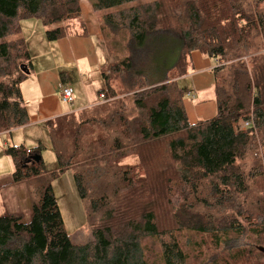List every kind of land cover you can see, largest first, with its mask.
Instances as JSON below:
<instances>
[{"label":"trees","instance_id":"obj_1","mask_svg":"<svg viewBox=\"0 0 264 264\" xmlns=\"http://www.w3.org/2000/svg\"><path fill=\"white\" fill-rule=\"evenodd\" d=\"M90 1L108 54L118 55L102 72L100 92L111 101L90 115L45 122L58 171L47 173L42 157L32 158L41 156L39 146L6 147L12 181L37 178L40 198L27 222L0 213V264H187L184 231L209 235L222 264H264V0H145L128 7L139 0ZM28 18L48 26L49 41L70 33L68 20L84 29L80 0H0V133L28 122L20 83L29 73L20 65L30 71L32 63L19 36ZM118 33L124 38L115 39ZM154 33L180 41L175 62L161 63L155 79L152 60L142 55ZM192 51L218 62L216 114L193 124L176 83ZM111 76L133 92L131 106L110 87ZM129 157L136 162H125ZM67 169L91 228L84 244L70 241L49 183ZM247 233L256 250L234 244Z\"/></svg>","mask_w":264,"mask_h":264},{"label":"rangeland","instance_id":"obj_2","mask_svg":"<svg viewBox=\"0 0 264 264\" xmlns=\"http://www.w3.org/2000/svg\"><path fill=\"white\" fill-rule=\"evenodd\" d=\"M143 1L145 0L124 4L123 7L135 5L138 2ZM23 20L27 21L26 26L22 23ZM23 20L20 21L19 33V36L23 37V39L24 36H30L28 29L30 23H34L33 34H37L41 31V26L44 28L43 32L48 28V26L44 25L39 18H28ZM66 23L69 25V32L80 30L77 28V23L72 20H68ZM99 23L102 32V45L105 54L109 58L104 71L108 72V70H106L108 64L113 62L118 55L116 56L113 53L108 54V49L110 48L108 45L109 42L107 41V33L102 27L103 23L101 20H99ZM72 24H74V31H72L70 27ZM162 34L163 33H154L150 35L143 47V58L146 57L147 59L149 58L152 60L153 69L151 70L152 75L150 76L153 79L162 75L163 69L161 68V63L164 64L166 68L172 66L179 50L180 41L176 35L164 34L168 37L167 39H164V36H160ZM14 37L15 36L11 35L7 37V39H12ZM114 38L122 39L124 36L122 33H118ZM1 41L2 40H0V42ZM201 55L204 57L203 59L210 61V64L213 63L211 58L203 54ZM204 68L205 64L199 58L194 57L192 53L188 60L186 74L176 79L177 85L184 91L183 104L187 112L188 122L191 124L209 119L215 116L217 111L213 76L212 73ZM175 73L176 70H172L168 73V76L173 77ZM109 80L110 87L118 93V97H124L127 106H131V94L133 92L128 93L125 91L124 86L120 82V78L111 76ZM187 92H190L191 96L188 95ZM108 98L109 100L105 97V100L100 103L107 102V100L111 101V98ZM100 103L86 109L85 111L90 115L93 112V108L99 106ZM10 130L5 132H9ZM28 131L31 135H29V137L27 136V140H29L28 138L40 136L41 132L39 127L30 128ZM41 133L43 139L47 138L45 141H41L36 145L25 146L24 144L23 146H25V148L39 146L45 171L47 173L58 171L55 154L50 146L46 128L43 129ZM14 145L15 143L13 144L10 142L9 133L4 134L2 132V134H0V213L8 212L19 215L22 217L23 221L27 222L30 219L33 204L37 203L40 198L39 190L37 188L39 182L38 179L34 177L19 182L12 181L13 163L4 150L7 146ZM125 162L134 163L136 160L134 157H129ZM49 183L52 185L62 215L64 229L68 234L70 241L74 244H84L90 241L92 235L91 228L86 221L85 203L80 198L72 169L60 172L56 177L51 176L49 178ZM162 219L164 222L168 221V217H163ZM183 233L182 240L185 243V248L189 256L187 264H222V259L219 256V245L214 243L209 235H200L190 231H184ZM234 244L237 247L254 248V250L259 246L257 245V239L248 233L240 236Z\"/></svg>","mask_w":264,"mask_h":264},{"label":"crops","instance_id":"obj_3","mask_svg":"<svg viewBox=\"0 0 264 264\" xmlns=\"http://www.w3.org/2000/svg\"><path fill=\"white\" fill-rule=\"evenodd\" d=\"M80 7L84 29L78 25L80 30L72 29L74 32L63 38L49 41L42 26L41 31L33 34L34 23L28 25L30 36H24V39L31 57L32 71L30 70L28 78L20 83L28 122L9 132H3L10 134V142L15 145H36L45 141L47 138L43 139L41 132L46 128V121L72 113L77 114L101 102L98 94L105 88L102 72L109 58L102 45L99 18L92 8L91 1L80 0ZM26 22L22 21L25 26ZM192 53L205 64L204 69L210 73L218 65L216 59L209 57L213 60L212 64L203 59L199 51ZM63 84H69L73 89L74 101L70 105L63 103L59 98L60 86ZM33 127L40 128V136L27 140V136L31 135L28 129Z\"/></svg>","mask_w":264,"mask_h":264},{"label":"built area","instance_id":"obj_4","mask_svg":"<svg viewBox=\"0 0 264 264\" xmlns=\"http://www.w3.org/2000/svg\"><path fill=\"white\" fill-rule=\"evenodd\" d=\"M187 94L191 95L190 92H187ZM59 95H60V99L63 103H67L70 105L74 101L73 89L69 84H63L60 86ZM98 99L101 102L105 100V96L102 92H100L98 94ZM250 124H251V121H246L242 124V128H245Z\"/></svg>","mask_w":264,"mask_h":264},{"label":"water","instance_id":"obj_5","mask_svg":"<svg viewBox=\"0 0 264 264\" xmlns=\"http://www.w3.org/2000/svg\"><path fill=\"white\" fill-rule=\"evenodd\" d=\"M20 69H21L24 73H26V74L29 73V70L27 69V67H24V66L20 65ZM32 158H33L35 161H38V160L41 158V156L36 155V156H33Z\"/></svg>","mask_w":264,"mask_h":264},{"label":"bare ground","instance_id":"obj_6","mask_svg":"<svg viewBox=\"0 0 264 264\" xmlns=\"http://www.w3.org/2000/svg\"><path fill=\"white\" fill-rule=\"evenodd\" d=\"M121 70V69H120ZM112 117V116H111ZM101 119V118H100ZM57 129V128H56ZM217 235V234H216ZM260 256V255H259ZM264 259V258H263Z\"/></svg>","mask_w":264,"mask_h":264}]
</instances>
